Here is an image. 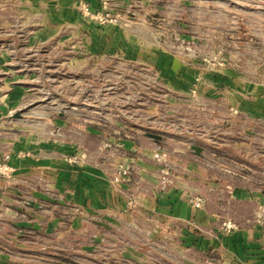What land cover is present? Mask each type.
I'll return each instance as SVG.
<instances>
[{
	"label": "rangeland",
	"instance_id": "374dc122",
	"mask_svg": "<svg viewBox=\"0 0 264 264\" xmlns=\"http://www.w3.org/2000/svg\"><path fill=\"white\" fill-rule=\"evenodd\" d=\"M243 226L264 264V0H0V264H238Z\"/></svg>",
	"mask_w": 264,
	"mask_h": 264
},
{
	"label": "crops",
	"instance_id": "0c3cea01",
	"mask_svg": "<svg viewBox=\"0 0 264 264\" xmlns=\"http://www.w3.org/2000/svg\"><path fill=\"white\" fill-rule=\"evenodd\" d=\"M87 1L91 2V3L95 2L96 4H98V3H103L106 0H87ZM117 196H119V195H117ZM180 205H181V207L185 208V211H183V212H185L184 216L188 215L190 212L188 211V207L186 206V204L181 203ZM146 206H147L146 203L141 202V204H137L136 207L129 208L127 206V204H125L123 199H122L120 202H117V205H115V208H114L115 213H113L112 216L115 217L116 215L120 214L119 216L116 217L117 219L123 217L124 223L132 224L134 218L139 219V220H140V218H144V216L146 214ZM169 207H170V215H173L174 218L177 217L178 216V202L175 200H172V201L170 200L169 201ZM106 209L107 210H113L110 207V204L106 205ZM117 219H115V220H117ZM119 221H121V220H119ZM112 222L117 223L118 221H114V219H113ZM253 231L254 230L252 229V227L243 226L238 231H236L234 233L235 238H236L235 239V245L233 247L230 244V249H231L232 253L235 254L236 257L238 258V264H240V262H241L240 258L242 256H244V254H245V253L244 254L242 253V249H244L246 246L251 245L252 236H253L252 234H254ZM243 252H244V250H243ZM243 260H244V257H243ZM243 262H244V264H248V262H246L245 260Z\"/></svg>",
	"mask_w": 264,
	"mask_h": 264
},
{
	"label": "water",
	"instance_id": "95a60500",
	"mask_svg": "<svg viewBox=\"0 0 264 264\" xmlns=\"http://www.w3.org/2000/svg\"><path fill=\"white\" fill-rule=\"evenodd\" d=\"M148 136H151L153 137L155 140H158L159 139V135L158 134H155V133H152V132H149V133H146ZM193 149L196 150V152H199V147L197 146H193Z\"/></svg>",
	"mask_w": 264,
	"mask_h": 264
}]
</instances>
